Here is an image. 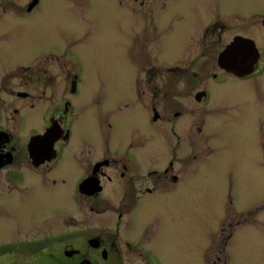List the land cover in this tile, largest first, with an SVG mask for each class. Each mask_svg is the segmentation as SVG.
Masks as SVG:
<instances>
[{
    "label": "flooded vegetation",
    "instance_id": "obj_1",
    "mask_svg": "<svg viewBox=\"0 0 264 264\" xmlns=\"http://www.w3.org/2000/svg\"><path fill=\"white\" fill-rule=\"evenodd\" d=\"M69 1L88 8L96 2ZM118 1L131 8L142 28L132 48L136 64L126 88L129 98L117 102L114 114L138 112L147 125L137 149L125 150L109 141L117 127L111 114H96L94 134L105 147L98 156L100 146L90 141L70 148L75 133L84 131L78 129L82 108L76 104L85 83L81 57L72 46H50L38 57L29 53L27 60H16L18 39H25L21 50L31 44L26 20L42 10L43 0H0V264H162L152 249L123 230L143 222L145 202L161 203L158 210L175 206L198 150L213 151L208 134L214 129L208 111L212 83L220 87L230 79L264 77V0H205V13H195L193 22L179 10L168 14L180 0ZM251 1L260 4L243 7ZM169 22L192 28L179 41ZM175 33L173 44L183 43L182 60L166 57L167 38L173 40ZM238 38L253 43L252 73L243 77L219 65L220 54ZM68 161L79 168L71 179L66 178ZM37 204L57 208L65 224L34 234L25 212H36ZM77 215L92 218L94 226H84ZM244 219L234 226L223 223L237 228L227 233L222 227L221 243L206 253L210 240L201 264H235L229 243L248 225ZM20 226L27 231L23 236L15 235Z\"/></svg>",
    "mask_w": 264,
    "mask_h": 264
},
{
    "label": "rangeland",
    "instance_id": "obj_2",
    "mask_svg": "<svg viewBox=\"0 0 264 264\" xmlns=\"http://www.w3.org/2000/svg\"><path fill=\"white\" fill-rule=\"evenodd\" d=\"M188 1L180 0L171 5L168 14L179 10L189 21H198L193 15H203L206 2ZM233 2L243 3L242 0ZM259 4L251 1L243 7ZM228 6L235 8L231 4ZM41 8L26 20L31 29V44L21 50L25 39L20 37V48L14 52V58L27 60L29 53L38 57L49 51L50 46H72L81 57L85 83L76 104L82 108L78 129L84 131L75 133L70 148L90 141L100 146L97 154L101 156L105 147L103 138L94 134V118L96 114H111L117 126L109 137L112 146L137 149L136 141L147 125L143 116L138 112L114 114L117 102L129 98L126 88L136 64L132 48L142 28L141 24L134 23L131 8L118 0H96L89 8L72 5L69 0H43ZM169 24L176 26L179 41L192 28V25L176 22ZM176 33L173 40L167 38L169 54L166 53V57L182 60L183 43L173 44ZM144 37V34L138 37L139 45L143 44ZM212 85L208 111L214 129L208 134L212 136L213 151L209 153L203 145L201 149L197 146V161L192 163L191 177L180 187L175 206L164 204L158 210L161 203L145 202L141 210L143 222L123 232L152 249L162 264H201L210 240H213L212 248L209 250L208 246L206 253L214 252L221 243V228L227 229V233L237 228L223 223L227 221L234 226L238 218L244 216L248 225L236 231L229 243L233 261L235 264H264V77L252 76L246 82L230 79L223 86ZM258 89L260 92L256 91ZM28 120L39 125V120L30 116ZM66 166V178L71 179L79 170L78 165L68 161ZM67 204L68 211L73 212V204ZM250 211L251 214L245 213ZM57 212V208L50 211L37 204L36 212L25 213L34 225V234L45 235L65 224ZM77 217L83 219L80 222L84 226H94L87 215ZM26 232L20 226L15 235L23 236Z\"/></svg>",
    "mask_w": 264,
    "mask_h": 264
},
{
    "label": "water",
    "instance_id": "obj_3",
    "mask_svg": "<svg viewBox=\"0 0 264 264\" xmlns=\"http://www.w3.org/2000/svg\"><path fill=\"white\" fill-rule=\"evenodd\" d=\"M253 43L238 38L219 56V65L236 76L243 77L252 73L254 62Z\"/></svg>",
    "mask_w": 264,
    "mask_h": 264
}]
</instances>
